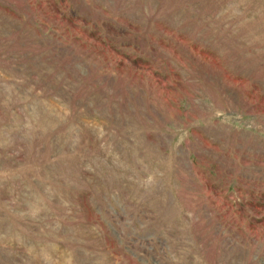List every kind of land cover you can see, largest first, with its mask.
<instances>
[{
	"label": "rangeland",
	"instance_id": "1",
	"mask_svg": "<svg viewBox=\"0 0 264 264\" xmlns=\"http://www.w3.org/2000/svg\"><path fill=\"white\" fill-rule=\"evenodd\" d=\"M0 264H264V0H0Z\"/></svg>",
	"mask_w": 264,
	"mask_h": 264
}]
</instances>
